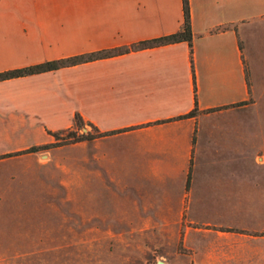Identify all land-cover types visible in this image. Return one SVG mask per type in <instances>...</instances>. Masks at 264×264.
<instances>
[{
    "label": "crops",
    "instance_id": "1",
    "mask_svg": "<svg viewBox=\"0 0 264 264\" xmlns=\"http://www.w3.org/2000/svg\"><path fill=\"white\" fill-rule=\"evenodd\" d=\"M188 5L190 42L0 80V173L29 169L37 164L31 147L75 127L90 137L94 181L135 183L134 197L108 195L112 212L171 215L175 224L182 214L207 215L212 203L209 212H233L225 204L244 197L238 123L264 64V0ZM183 21L182 0H0V72L129 47Z\"/></svg>",
    "mask_w": 264,
    "mask_h": 264
},
{
    "label": "rangeland",
    "instance_id": "2",
    "mask_svg": "<svg viewBox=\"0 0 264 264\" xmlns=\"http://www.w3.org/2000/svg\"><path fill=\"white\" fill-rule=\"evenodd\" d=\"M259 65L257 94L238 123L245 127L244 197L225 204L233 212H209L212 203L207 215L182 214L177 224L171 215L112 212L108 195L134 197L135 183L108 188L94 181L90 141L74 127L30 156L37 164L29 169L1 171L0 264H264V162L255 159L264 157ZM144 184L142 192L154 197L156 191Z\"/></svg>",
    "mask_w": 264,
    "mask_h": 264
},
{
    "label": "trees",
    "instance_id": "3",
    "mask_svg": "<svg viewBox=\"0 0 264 264\" xmlns=\"http://www.w3.org/2000/svg\"><path fill=\"white\" fill-rule=\"evenodd\" d=\"M183 1V12H184V21L182 28L172 34L160 36L153 39L143 40L139 41L137 43L131 44V46H123V47H117L113 49H104L99 50L91 53L86 54H79V55H73L68 56L64 58L49 60L41 63H37L34 65H29L22 68H16V69H9L5 71L0 72V80L9 79L13 77H19V76H25L29 74L49 71V70H55L61 67L75 65L81 62L90 61L98 58L108 57L115 54H120L123 52L128 51L129 49H139V48H145L155 45H161V44H167V43H173V42H179V41H187L190 42L192 38V29H191V21H190V14H189V5L188 0H182ZM196 109H193L190 113H188V116H191L195 113ZM76 125L78 128L83 126L82 121L77 116L76 117ZM53 136L56 140L59 139L58 133H53ZM84 138H90L89 135H84ZM52 144H46L41 146H33L29 149V151L37 152L41 149H45L50 147Z\"/></svg>",
    "mask_w": 264,
    "mask_h": 264
}]
</instances>
